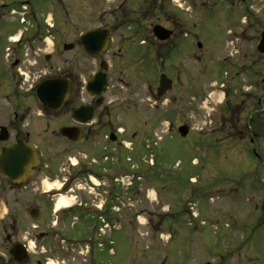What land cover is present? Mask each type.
I'll use <instances>...</instances> for the list:
<instances>
[{"label":"rangeland","instance_id":"1","mask_svg":"<svg viewBox=\"0 0 264 264\" xmlns=\"http://www.w3.org/2000/svg\"><path fill=\"white\" fill-rule=\"evenodd\" d=\"M109 1L113 3H107L108 0H38L27 12L53 24V28L43 33L48 41H39L34 46L25 38L27 35H23L21 44L12 45L13 49L8 36L17 38L18 28L24 26L35 28L36 19L30 14L23 24L19 17L24 8L17 5L15 10L9 11L18 0H5L8 5L0 6V12L3 7L5 10L0 16L3 17L0 21V56L3 53H31L37 47L36 53H64V58L72 57L75 76L84 85L98 70L99 62L85 54L79 36L84 30L100 24L101 9L124 0ZM143 1L127 0L128 9L133 11L129 16L139 18L140 22L143 20L142 25L150 28L141 30L136 36L131 33L132 26L119 27L104 58L108 69L103 103L109 109L104 112L109 113L112 128H119L116 133L124 146L122 150L115 142L107 146V152L112 151L113 155L117 151L118 156L117 160L113 157L112 163L103 171L140 172L145 179L136 182V187L131 190L136 192L130 196L124 191L127 176L117 178L123 184L119 199L114 203L102 200L105 206L110 205V210L119 205L117 222L110 221L99 229L103 244L100 243L94 251L100 253L101 264H200L204 260L214 264H248L244 262L247 252H253L254 259L257 258L250 264H264V243L255 245V248L250 246L249 252L247 233L231 219L243 223L247 206L244 189L250 195L259 194L252 182L264 179V136L254 138L255 143L258 141L256 153L259 155L255 158L247 139L230 137L224 131L226 127L215 117L218 108L207 100L214 89L213 83H222L225 85L224 101H242L245 109L240 114L243 124L259 130L264 123V113L258 103L261 95L255 87L257 82L252 80L255 73L252 69L264 71L263 61L255 53L264 0L246 1L254 13L250 19L242 17L241 5L238 9L231 6L237 11L229 12L233 0H159L156 10H150V7L139 9ZM147 1L150 5L156 2ZM156 23L173 31L166 43L153 38L151 26ZM197 42L201 43L200 47ZM64 43L74 47L63 49ZM135 50L140 57L149 50L154 53V57H150L152 63H144V70L141 64H135L132 55ZM161 53L167 54L162 56ZM237 70L242 73L236 74ZM222 71L228 72L224 74ZM160 73L173 80V87L157 98L155 92ZM148 84L154 86L153 90ZM246 88L253 93L249 97L244 95ZM81 97L86 98L85 93H81ZM7 108L0 100V120ZM181 125L189 128L184 137L177 130ZM197 126H202L203 130H197ZM104 129L107 128L100 129V135ZM93 149L97 150V147ZM150 153H153L154 166L148 165ZM82 154L87 156V153ZM242 172H247L245 188L238 190V198L234 201L230 188L232 181L240 180ZM74 178L72 191L67 194L73 197L74 204L85 199L92 203L98 201L97 190L80 180L77 169ZM40 188L35 182L29 183L23 199L25 207L35 203ZM102 188L108 189V185ZM250 199L252 208L257 198ZM168 210L169 219L163 218L164 222L162 215ZM62 219L64 222L59 226L65 231L64 238L76 239L87 233L89 220L75 224L73 229L70 223L75 221L74 214L67 216L62 212ZM29 223L30 220L26 225ZM21 238L25 244L30 241L36 244L27 228ZM33 249L35 251L28 257L31 264H36L37 259L41 264L61 263V256L53 252L43 254L38 247ZM85 250L83 246L80 249ZM217 251L224 255L222 259L215 258ZM67 258L69 255L64 258V264L70 263Z\"/></svg>","mask_w":264,"mask_h":264},{"label":"flooded vegetation","instance_id":"2","mask_svg":"<svg viewBox=\"0 0 264 264\" xmlns=\"http://www.w3.org/2000/svg\"><path fill=\"white\" fill-rule=\"evenodd\" d=\"M37 1L18 0L17 3H14L9 8V11L17 5H24L30 11ZM246 1L239 0L236 3L233 0L231 2L232 5H229V12L233 11L235 13L238 6L241 5L239 11L243 18L244 16L245 18L248 16L249 19L252 16L254 17V13H251L249 4ZM109 2L113 3V1L108 0L107 3ZM159 2V0H156L155 3L150 5L149 1L144 0L141 2L139 9L150 7V10H156V4ZM244 3H247L246 6H243ZM3 5H8V3L3 0L0 2V6L2 7ZM231 6H235L236 9H232ZM4 11L3 7V12H0V16L5 13ZM132 13L133 11L128 9L127 0L120 2L118 5L114 4L112 7L107 6L100 10V24L97 27H90L88 29H98L101 32H105L109 45L113 40L112 36H114V33L123 25L132 26L131 33L139 36L141 30L144 31L150 27L142 25L143 20L140 22L139 18L130 17L129 14L131 15ZM26 14H31L32 16L34 13H25L27 17ZM32 17L36 19L35 28L28 29L24 27V31L19 36L27 35L25 38L34 45L39 41H44L43 33L47 30L43 31L45 19L41 20L40 16L36 18L34 15ZM2 18H0V21ZM259 20H261L262 25L259 29L258 40H260L261 34H264V15ZM24 21L26 23L27 19ZM155 25H161L165 29H169L161 23L153 24L151 26L153 38L156 37L153 32ZM169 30L171 32L169 38L157 40L161 43H166L173 34V31ZM81 34L79 37H81ZM21 40L19 38L16 45H20ZM109 45L97 58L99 62L98 68L100 64H106V75L108 63L104 58H106ZM112 48L111 51H113ZM36 49L38 50V47L33 49L31 53H3L0 56V100H3L4 104L8 106L4 113L5 116L0 120V156L5 150L17 145L18 142L24 148H33V152L36 155L35 159H31L24 170L18 171L16 174L7 171L6 166L0 164V264H19L14 260L11 250L16 244H20L21 248H26V244L22 242L23 238H21L22 233L26 232V228L28 229V234L34 237L38 248L42 249L41 253L53 252L54 255L62 257L61 263L56 262V264H64V258L68 255L70 257L67 258V260H70L68 264H101L100 253L94 251V249L100 246L99 229L102 227L101 219L105 217L109 222L112 219L110 205L105 206L102 200H105L106 203L108 201L116 202L119 198L121 187L120 181H117L121 173L116 170L112 173H110V170L103 171L108 167L107 164L112 163V158L115 157L117 160L118 156L117 151L113 156L111 153L106 154V151L107 146L114 142L117 143L121 150L123 147V142L118 139V134L116 133L118 127L112 128L111 121L108 120L110 118L109 113L105 114L104 112L109 110L108 106L103 103V94L107 88V80L103 94L100 97H91L85 89L86 83L81 85L80 79L75 76L71 56L64 58V53H36ZM255 53L258 54V57L264 63V48L262 52L256 51ZM166 54L161 53L162 56ZM132 55L136 61L135 64H141L142 70H144V63L148 61L152 63L150 57H154V53H151L150 50L142 57H140V53H137V50ZM3 57L5 58L3 59ZM243 68L245 70L244 66ZM252 71L255 72L253 73L254 78L252 80L257 82L255 87H258V92L261 95L258 103L260 104V110L264 113V76H262L264 71L257 72L253 69ZM227 72L222 71L221 73L225 74ZM235 73L240 74L242 71L237 70ZM52 81L57 87L61 88V91H59V88L55 91L56 102L59 103L60 98H64L56 109H51L44 105L43 100L37 93L39 86L45 88L40 90L41 94L47 93V87H49ZM222 85L225 88V85ZM148 86L153 90L154 86L150 84ZM245 90V96L249 97L253 94L248 88ZM81 93H85L86 98L81 97ZM241 102L222 100L219 105L215 106V108H218L215 117L217 116L216 119L222 121V125L226 127L224 131L230 137L234 136L242 141L247 139L248 145L250 144L249 150H251L255 158H258L259 155L256 153L258 141L255 143L254 138H262L264 136V123H261L259 130L251 129L250 125L243 124L240 114H243L245 109ZM82 107L94 108V117L91 120H84L85 114H76V110ZM104 127L107 129H104L105 133L103 130V133L100 135V131ZM110 137H113L114 140L111 141ZM94 147H97V150H94ZM233 148H235V145H233ZM75 153H87L86 158L78 157L76 159V167L71 163V158L74 157ZM118 161H116V166ZM76 169L80 171V180H84L83 182L86 183L87 187L93 185V189L97 190L99 199L93 203L89 199H85V202L79 208V214L75 216V221L70 223V227L74 229L75 224L89 220V231L86 234L78 235L76 239H66L64 238V229L59 226L60 223L64 222V219L59 220L61 219L60 217L55 221L53 220L54 217H57V214L53 210L52 202L58 194H68L72 191ZM246 173L242 172L239 175L242 176L240 180L236 182L232 181L233 186L230 188V193L234 201L238 198V190L240 191L241 188H245L246 177L244 176ZM107 174H110V176ZM90 176L94 178V181ZM105 180H108V182H105ZM33 182L42 188L37 192L35 203L29 207H25L23 199L26 195V189L29 183ZM263 182L264 179H257V181L252 182L253 188L255 187V190L257 189L259 194L250 195L244 189V192H247L245 195L247 206L245 215L243 216V223L231 217L233 223L241 225L244 232L247 233L246 245L249 248V252L250 246L254 247L257 244L262 246L264 243ZM46 183L57 184V188L49 191L45 188ZM104 185H108V189H101ZM250 197L253 201L257 198L252 208ZM245 201L244 204H246ZM238 203L240 204L239 200ZM64 212L71 214L70 211ZM253 213L254 216L252 217L251 214ZM32 214L36 215L35 221L31 219ZM28 220H30V223L26 225ZM32 223H34L33 226ZM82 246L85 247L86 252L80 251ZM239 249L241 250L242 248ZM215 253L216 259H222L224 256L222 253H218V251ZM252 253L247 252L245 254L246 261L244 262L250 264L252 263L251 261H256L257 258L254 259ZM43 256L46 257V255ZM27 261L31 264L30 258L21 264H28ZM35 263L41 264V261L37 259ZM205 263L214 264L215 262L211 263L208 260H204L200 264Z\"/></svg>","mask_w":264,"mask_h":264},{"label":"water","instance_id":"3","mask_svg":"<svg viewBox=\"0 0 264 264\" xmlns=\"http://www.w3.org/2000/svg\"><path fill=\"white\" fill-rule=\"evenodd\" d=\"M154 35L160 40H166L170 37L171 32L160 25H155L153 29ZM81 45L83 49L91 56H99L107 47L108 40L105 32H101L97 29H91L84 32L81 36ZM200 46V43L198 44ZM72 44H64V49L72 48ZM264 48V34H261L260 41L257 46V50L262 52ZM101 70L98 71L93 80H91L86 85V90L93 96H100L106 85V72L104 68L106 65L101 64ZM57 87L56 84L52 81L49 87H47V93L41 94L40 90L45 89L42 86L38 87L37 93L38 96L43 100L44 105L48 106L51 109H56L60 106L64 98H60L59 103L56 102L55 91ZM172 88V80L169 79L165 74L159 76V85L157 87V97L164 95L169 89ZM61 91V88H59ZM76 114H85L84 120H89L94 116V108L86 107L80 108L76 111ZM178 132L181 136H185L188 132V127L186 125H181L178 127ZM35 157L33 154L32 148H24L21 143L7 149L0 156V164L6 166V170L12 174H16L18 171H22L30 158ZM1 169V168H0ZM33 218H36L32 214ZM11 254L14 257V260L18 263H23L27 258L26 251L21 248L20 244L13 246ZM208 264V263H206Z\"/></svg>","mask_w":264,"mask_h":264},{"label":"bare ground","instance_id":"4","mask_svg":"<svg viewBox=\"0 0 264 264\" xmlns=\"http://www.w3.org/2000/svg\"><path fill=\"white\" fill-rule=\"evenodd\" d=\"M14 38V37H13ZM30 162V161H29ZM46 185H48V184H46ZM49 187V186H48ZM50 188V187H49ZM153 195V194H152ZM73 198L71 197V198H66L65 196H63V197H61V198H59L58 199V202H57V204H56V209H59V208H61V207H63V206H68L69 205V203H70V201L72 200ZM49 264V263H48Z\"/></svg>","mask_w":264,"mask_h":264}]
</instances>
